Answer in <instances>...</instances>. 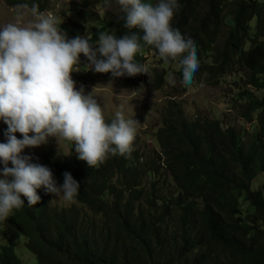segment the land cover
Here are the masks:
<instances>
[{
	"label": "trees",
	"instance_id": "obj_1",
	"mask_svg": "<svg viewBox=\"0 0 264 264\" xmlns=\"http://www.w3.org/2000/svg\"><path fill=\"white\" fill-rule=\"evenodd\" d=\"M111 1L83 0L77 13L82 24L100 25L89 38L94 46L101 32L143 36L124 26L122 12L101 16L94 11L99 2ZM5 2L48 10V0ZM177 2L171 23L195 42L199 68L194 76L215 87L241 71L249 86L239 95L241 116L256 121L254 131L245 139V130L218 119H189L170 100L155 135L160 152L136 149L133 142L130 156L109 155L89 168L76 155L48 151L44 162L54 181L62 185L63 174L70 173L80 185L78 204L55 207L43 190L36 205L21 197L24 206L6 219L26 239L38 264H264V183L253 189L264 175V0ZM76 28L84 34L85 25ZM140 44L135 61L145 67V55L159 53L142 39ZM79 59L88 63L83 55ZM165 74L156 76L157 89ZM143 77L104 73L105 79L132 84ZM0 264H22L13 246L0 248Z\"/></svg>",
	"mask_w": 264,
	"mask_h": 264
},
{
	"label": "clouds",
	"instance_id": "obj_2",
	"mask_svg": "<svg viewBox=\"0 0 264 264\" xmlns=\"http://www.w3.org/2000/svg\"><path fill=\"white\" fill-rule=\"evenodd\" d=\"M117 3L124 14V26L139 29L142 37L134 32L116 38L101 32L95 46L85 36L69 40L36 3L16 5L30 11L32 22L24 24L21 13L15 22L0 28V120L7 125V142L0 143V162L4 165L0 173V221L24 206L21 197L29 206L39 203L37 189L41 187L68 203L75 202L78 195L80 185L70 173L63 174V184L57 187L49 168L21 156L25 148L39 147L48 138L66 140L74 144L78 159L89 168L103 164L109 155L130 156L133 151L140 124L125 118L123 106L107 123L93 90L87 95L82 86L76 90L71 74L79 72L81 55L95 73L134 77L145 72L135 61L142 39L165 61H178L185 86L193 83L199 68L195 42L171 23L179 8L177 0ZM16 133L22 139H17Z\"/></svg>",
	"mask_w": 264,
	"mask_h": 264
},
{
	"label": "rangeland",
	"instance_id": "obj_3",
	"mask_svg": "<svg viewBox=\"0 0 264 264\" xmlns=\"http://www.w3.org/2000/svg\"><path fill=\"white\" fill-rule=\"evenodd\" d=\"M83 0H48V10L43 12L55 20L58 28L66 33L67 38L73 39L77 35L90 38L99 30L100 25L86 23L78 19L77 13L81 8ZM93 1V0H89ZM158 0L155 1L157 3ZM154 3V4H155ZM94 11L104 16L106 11L117 15L121 13L117 0L108 3L99 2ZM23 14V23L28 24L34 19L30 11L8 6L5 0H0V28L13 23L17 15ZM48 15V16H49ZM85 25L84 34L77 30V26ZM144 77L137 84L126 83L120 80L105 79L104 74L95 73L85 64L77 66L79 72L71 74L75 81L76 90L81 86L84 94L92 92L97 103L102 107L105 121L113 120L115 113L123 106L125 118H133L140 125L137 126L134 139L136 149H154L160 152L161 148L156 140V132L162 126V114L168 101L176 100L185 110L189 119L195 117H208L220 120L224 126L234 125L239 129L252 133L256 121L249 123L243 119L242 101L240 93L249 89L242 80V72L237 70L233 74L223 77L215 87L209 84H201L202 77L194 76L193 83L185 86L182 81L181 69L178 61H165L160 55L153 52L147 53ZM165 72V83L162 88L155 87L158 73ZM7 125L0 120V142L6 143ZM17 139H22L19 133L15 134ZM31 135V134H30ZM248 138V137H247ZM53 150L56 154L76 155L74 144L66 140H55L48 138L47 143L35 148H25L21 156L31 157V163L48 166L44 162V156ZM4 165L0 162V173ZM8 167H12L11 163ZM166 176V175H165ZM0 178H3L0 176ZM11 179L10 177L8 178ZM56 183V182H55ZM264 183V175H259L253 183V189L260 188ZM56 186H61L56 183ZM45 190L43 187L37 189V193ZM52 205L55 207H69L78 204L65 202L51 194ZM26 239L11 225L0 221V248L11 245L22 264H38L36 256L31 254L26 247Z\"/></svg>",
	"mask_w": 264,
	"mask_h": 264
},
{
	"label": "built area",
	"instance_id": "obj_4",
	"mask_svg": "<svg viewBox=\"0 0 264 264\" xmlns=\"http://www.w3.org/2000/svg\"><path fill=\"white\" fill-rule=\"evenodd\" d=\"M48 15H49V14H48ZM48 15H47V16H48ZM50 16H51V14L49 15V17H50Z\"/></svg>",
	"mask_w": 264,
	"mask_h": 264
}]
</instances>
